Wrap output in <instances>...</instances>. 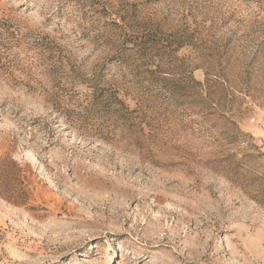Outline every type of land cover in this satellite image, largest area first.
Listing matches in <instances>:
<instances>
[{"label":"rangeland","instance_id":"obj_1","mask_svg":"<svg viewBox=\"0 0 264 264\" xmlns=\"http://www.w3.org/2000/svg\"><path fill=\"white\" fill-rule=\"evenodd\" d=\"M263 115L264 0H0V264H264Z\"/></svg>","mask_w":264,"mask_h":264},{"label":"built area","instance_id":"obj_2","mask_svg":"<svg viewBox=\"0 0 264 264\" xmlns=\"http://www.w3.org/2000/svg\"><path fill=\"white\" fill-rule=\"evenodd\" d=\"M252 122H253V123L257 122V119L254 118V119L252 120ZM261 124H262V126H263V128H264V115H263V117H262V119H261Z\"/></svg>","mask_w":264,"mask_h":264}]
</instances>
